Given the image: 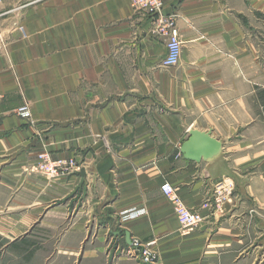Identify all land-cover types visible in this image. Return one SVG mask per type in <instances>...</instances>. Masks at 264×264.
Wrapping results in <instances>:
<instances>
[{
	"label": "crops",
	"instance_id": "obj_1",
	"mask_svg": "<svg viewBox=\"0 0 264 264\" xmlns=\"http://www.w3.org/2000/svg\"><path fill=\"white\" fill-rule=\"evenodd\" d=\"M162 13L182 42L164 69L165 38L130 0H0V254L136 264L106 251L138 239L163 264H264V0H164ZM189 130L220 154L185 159ZM41 150L77 171L30 174ZM167 182L201 210L197 230L181 233Z\"/></svg>",
	"mask_w": 264,
	"mask_h": 264
},
{
	"label": "built area",
	"instance_id": "obj_2",
	"mask_svg": "<svg viewBox=\"0 0 264 264\" xmlns=\"http://www.w3.org/2000/svg\"><path fill=\"white\" fill-rule=\"evenodd\" d=\"M131 7L140 11L146 16L152 17V23L162 37L165 38L166 43V53L164 59L160 63L162 69L174 67L178 64L180 60L181 46L179 31L176 28V14L164 15L162 13V8L164 5V0H130ZM16 116L21 120L30 122L31 120V110L27 103H23L17 108ZM39 161L32 168V172L39 173L40 175L46 177L47 179H53L63 175H69L74 171V162L72 160H56L52 161L45 154L39 155ZM230 190H229V189ZM224 189H216L212 198V204L214 206H219L223 203L227 197V193L231 191V186ZM159 190L162 192L163 196L170 202L173 207V213L178 220L180 225V231L183 233L187 231H193L198 228L204 222V216H202L200 209H189L180 200L177 191L169 183H163ZM255 211H251L254 213ZM153 242H148L145 244H138L134 241L131 244L133 250H127V254L134 256L133 259L137 261L138 264L152 263L154 259V253L149 250L153 246ZM132 252V253H131Z\"/></svg>",
	"mask_w": 264,
	"mask_h": 264
},
{
	"label": "rangeland",
	"instance_id": "obj_3",
	"mask_svg": "<svg viewBox=\"0 0 264 264\" xmlns=\"http://www.w3.org/2000/svg\"><path fill=\"white\" fill-rule=\"evenodd\" d=\"M256 38L261 39L260 34L256 35ZM262 38L264 40V29H263V33H262ZM24 103H26V102H24ZM30 123L32 124L33 121L30 120ZM40 154L47 155L50 158V160H52V161L63 160V159L64 160H72L74 162V164H75L74 171L72 173H74L75 171H77V169L79 167L78 161L74 157L55 158V157L52 156V154L49 151H45V150H41L40 152H38L36 154V156H35V162H34L33 166L35 165V163L37 164V162L39 161V158L38 157H39ZM33 166L29 170L30 171V174L36 173L35 171L34 172L31 171L32 168H33ZM72 173H70V174H72ZM36 174L40 175L39 173H36ZM63 176H67V175H63ZM63 176H59V177H56V178H60V177H63ZM44 178L47 179L46 177H44ZM56 178H53L52 180H54ZM200 226H198V227H200ZM179 227H180V225H179ZM197 229H195V230H197ZM195 230H193V231H195ZM193 231H187L185 233H189V232H193ZM107 237H108V242H109V240H110L111 237H109V236H107ZM45 238H46L45 237V234L39 233V234H35L34 235V233H33V234L30 235V238L29 239L30 240H33L35 242L37 241L38 243H43L44 241H50V240H47ZM110 241H111L110 242V246L108 247V249L106 251L107 252L106 253V257L109 260L108 263H110V262L113 263L115 261H119V260H122V259L125 260V259H130V258L132 260H134L133 259L134 256H131V255H128L127 254V252H128L127 250L128 249H129V251L133 250L132 247H131V244H134V241H137L138 244H140V245H141V243L142 244L148 243V242H143V241L138 240V239H133V240H131V244H130L129 247H122V245H121L122 243L121 242H118L117 240L115 241L114 239L113 240L111 239ZM149 242H153V241H149ZM149 250L152 251V253H154V259H153L152 263H145V264H163L162 263V258H161L160 252H159V250H157L156 245L153 244V246L150 247ZM52 256H53L52 254H43V255H40V259L36 262V264H50L51 263ZM134 261H135L136 264H138L136 260H134ZM0 264H22V263H21V258L18 255H13L11 253L10 254L7 253L6 255L5 254H0Z\"/></svg>",
	"mask_w": 264,
	"mask_h": 264
},
{
	"label": "water",
	"instance_id": "obj_4",
	"mask_svg": "<svg viewBox=\"0 0 264 264\" xmlns=\"http://www.w3.org/2000/svg\"><path fill=\"white\" fill-rule=\"evenodd\" d=\"M188 139L181 144L180 153L192 162H210L217 157L222 149L219 141L211 137L208 132L189 130ZM126 241L130 243V236L125 233ZM131 244V243H130Z\"/></svg>",
	"mask_w": 264,
	"mask_h": 264
}]
</instances>
